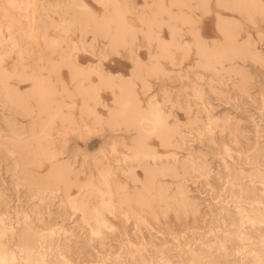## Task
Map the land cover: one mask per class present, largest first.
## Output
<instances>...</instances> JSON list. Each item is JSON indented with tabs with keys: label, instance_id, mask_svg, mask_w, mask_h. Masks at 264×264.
<instances>
[{
	"label": "rangeland",
	"instance_id": "rangeland-1",
	"mask_svg": "<svg viewBox=\"0 0 264 264\" xmlns=\"http://www.w3.org/2000/svg\"><path fill=\"white\" fill-rule=\"evenodd\" d=\"M24 1L26 3L25 6L31 4L33 7H25L21 11L18 17L20 22L24 25L33 26L34 18L36 20L40 19L41 30L46 31L45 33L51 35V37H57L62 48L53 51L49 50L45 45V40L43 41L41 37L36 36L34 31L31 37L20 39L19 47L14 51L7 50L9 49L7 46L0 47V67L6 71L4 82L9 85L8 87L13 92L17 91L22 93V95H25V92H29L28 98L31 103L35 97L40 100L41 104L44 103L41 99L42 85L46 87L50 80L55 87V91L60 93V95L55 96V99L62 102L64 100L63 85H71L73 89H76V85H72L70 81L68 68L60 67L67 60L64 58V60L61 59L59 61V54H61L60 58L64 56L68 59V56L72 54L73 48L79 47L81 50L72 55V59L79 64L92 62L93 58L88 56L83 50V45L85 43L88 44V42L91 43L92 37L86 32L81 35L79 28L67 34L65 29H62L64 27L61 26V21L71 19L72 15L76 14L74 9L70 10L66 7L67 9L65 8L64 10L63 8L70 0ZM170 1L174 0H162L164 8L169 11L168 13L160 12L155 14V18L161 21V25L159 28L152 26V29L161 37L168 34L169 28L174 26L178 34L183 33L187 36L185 40L187 45L192 41V36L189 33H191L193 28L199 38L198 40L206 46L211 47L223 44L225 33H228L234 41H238V44H241V51L234 56L231 61L232 64L227 60H223L224 69H217L219 71H216L217 76L213 73V69L210 70L211 68L208 67V69L197 62L198 55L194 47L190 53L186 47L182 49L175 64L160 55L159 67L163 69V73H169L170 75L162 74L159 79L153 78L146 84L142 83L135 90L136 97L139 99L138 102L143 105V108H147V103L150 100L164 105L166 120H170L171 124L169 126L175 128L174 131L170 132V141L172 144L178 143L181 146L165 147L158 142L159 139L157 137L153 136L150 139V144L154 150L162 156L166 155L168 163H172L174 160L181 161L186 157L190 158L189 156H196L204 162L205 170H187L186 173H183L178 168L176 177L167 175L158 177L157 183L162 182L163 184H160L166 186L165 192L168 199L164 202H158L156 197H152V195L149 197L148 194H144V199L148 198L146 204L138 205L129 200L127 201L128 204H123L120 209L113 208L105 211L106 220L116 231L108 233L104 230L105 239L101 241L89 235L88 225L82 218V214L72 208L70 209L69 205L67 206V198L64 193H67L70 196L69 198H81L84 196L88 200V162L91 161L100 148H103L107 155L113 151V145H115V152L122 150L121 141H118V137L121 134L120 130L111 132L110 130L102 131L97 129L93 130L91 134L88 131H83V135L80 134L82 130H76L74 135L72 134V128L64 129V126L53 128L49 124L47 128L52 135V146L63 152L64 160H70L79 174L77 180L70 182L67 187L59 183L41 191V193L38 192V187L34 186V188L32 187L34 190L30 189L26 181L20 178L22 177L21 175L18 177L21 174L19 169H15L11 165L14 164L13 159L6 151L5 146L0 145V214L4 215L7 213L8 218H6V221L14 228V233L10 237L7 236L5 243L10 245L8 253L12 254L14 252L17 260L20 259L21 253L16 248L17 236L15 235L18 234L23 226V214H27L26 222L28 224L30 222L29 226L32 229L34 228L35 232H45L47 229L54 228L55 235L50 238L49 246L43 242L41 245L46 257L60 261V264L63 263V260L68 262L70 260L69 264H86V262L87 264H93V262L113 260L115 262L118 255L121 254L122 246H124L123 258L125 259H132L133 254L137 260H158L161 254L166 258L170 256V259H175L178 254L170 255V252L175 248V242L172 239L174 234L180 236L181 233H186L185 237H181L184 247L187 249L188 245H192L198 251L199 245L196 244V241L202 236H206L208 231L220 229L222 234L226 225L229 231L235 232L239 230L240 221L236 213L235 202L231 207L226 204H212L210 208L209 205L213 190H215V195L219 196L220 189L223 187L220 179L225 164V149H228L236 160L240 159L236 153L241 149L245 151L251 149L253 150V160L257 164L259 163L261 144L257 139V130L261 127L260 83L261 80H264V68L258 62H253L251 58L245 59L244 54L247 52L246 42L250 38L256 51L259 52L260 50L261 45L258 33L261 15L255 14L249 18V14L244 10H235L234 7L229 9L230 0H226L220 7L216 5V0H207L204 7L200 5L201 0H175V3L176 1L182 2L179 4H170ZM95 2L96 0H88L89 5ZM109 2L129 5L130 7L118 10V12L131 13L130 19L139 20L142 18L146 21L151 19L156 9L155 0H109ZM226 3L228 4L226 5ZM55 4L57 6L54 7ZM145 5L148 7H145ZM8 7L5 0H0V20L3 21V14ZM168 17H171V19ZM222 18L224 20L222 22L219 21ZM249 20H254L255 23H250ZM0 30V36L6 37L4 26L0 27ZM140 51L144 53L143 59L147 60V49L141 48ZM156 54V50L153 49V55L155 56ZM51 59H54L55 62ZM14 64H16L15 68L18 74L27 73L21 78L24 80L18 81L17 74H13L12 66ZM52 64H56L55 70L51 69ZM105 64V70L113 74H123L128 71V61L120 57L110 58ZM235 70L238 73V77L243 72L248 80L253 82L248 94L240 90L241 81L236 83L239 78H237ZM32 86H36L37 93H34ZM234 86H237V88ZM165 91H167V96L164 95ZM249 95L252 97L251 100ZM113 96V92L110 89L99 93L94 101L98 113L107 115L108 109L114 105ZM5 100L0 95L1 129H5L2 118L12 113L10 110L12 107ZM60 107V103L55 105L48 104V110L40 112L41 120L45 121L47 119L46 115L51 118L54 110ZM64 110L67 111V108ZM198 114L205 122L209 114H211L214 121L222 119L213 136L202 137L200 135L202 126L196 122ZM221 115L231 118V123L223 125L224 116ZM75 116L77 119L79 118V108L75 110ZM16 118L23 124H27L30 119L29 116L24 118L17 116ZM245 134L250 135L246 136ZM90 143L92 146L88 147ZM228 163H231V161ZM136 171V181L125 180L122 176H119L126 184V193L123 195L125 200L132 198L134 191L143 193L141 189L144 177L143 172L140 168H137ZM249 171L252 170L250 169ZM258 173L257 170L254 175L257 177ZM244 187L246 192L243 193V208L248 214L254 212L263 214L262 201L264 203V197H262V192H264V189H261L258 177L255 183L245 180ZM178 189H182L185 197L194 202L195 206L193 208L182 206L180 202L181 195L176 193ZM54 192L56 193L55 195L53 194ZM228 192L230 194L233 193V189L230 187ZM234 194L239 200L241 196L239 187L235 189ZM40 197H43V203H40ZM228 198L226 195L225 200ZM90 202L94 203L96 201L92 198ZM131 206L136 209V213L131 210ZM221 209L224 210V213L221 212ZM226 215L228 216L226 217ZM84 217L86 218V214ZM231 220L236 223V229L232 228L233 223L231 224ZM63 229H66V232H63ZM260 233L261 220H257L254 224L245 223L246 239L251 235L258 242ZM126 242L135 244L138 250H136V247H126ZM165 243L173 245V249L164 248ZM140 244H145V246L141 248ZM243 246H246L249 252L251 250L258 251V247L253 249L250 244L239 245V247ZM236 251L237 248H232L227 253V256L223 252H218L214 258L237 261L251 259L248 254H244V256L242 254L236 255ZM59 253L64 256L63 260L59 259ZM185 258L191 259V255L186 252Z\"/></svg>",
	"mask_w": 264,
	"mask_h": 264
},
{
	"label": "bare ground",
	"instance_id": "bare-ground-1",
	"mask_svg": "<svg viewBox=\"0 0 264 264\" xmlns=\"http://www.w3.org/2000/svg\"><path fill=\"white\" fill-rule=\"evenodd\" d=\"M5 2L7 6L9 7L7 10L4 8L6 11L3 14L4 22L0 20V27L4 26L6 37L0 36V47L7 46L9 48L7 50L14 51L15 49L19 47L20 39H22L23 37H29V36L31 37L34 31V33H36V36L38 35V37H41L43 41L45 40V45L49 50L53 51V50L62 48L60 45V40L57 37H51V35H48L45 33L46 31L44 32V30H41L40 19L36 20L34 18L33 20L34 23L32 24L34 27L29 26L27 24L24 25L22 22H20L18 17L22 10L19 9L18 7L14 8L10 6L11 5H21V4L26 5L24 0H5ZM76 2L77 1L70 0L66 5L73 4ZM206 2L207 0H201L200 5L204 7L206 6ZM225 2L226 0H216V5L217 6L219 5L220 7ZM154 3L156 6V9L154 10V14L151 17V19H147L145 22L150 27L153 26V27L159 28V26L161 25V21L155 18L156 16L155 14H158L160 12L168 13L169 11L168 9L164 8L162 0H155ZM174 3H175V0L170 1V4H174ZM177 3L179 4L182 2L176 1L175 4ZM227 4L228 3H226V5ZM262 4H264V0H230L228 8L233 9L234 7L235 10H239V11L244 10L249 14V16L248 15L246 16L251 18L255 14L261 15ZM55 6L57 5L55 4L54 7ZM63 8L65 10L66 7H63ZM168 18L171 19V17H168ZM223 20L224 18L220 19L219 21L222 22ZM50 23H52V21H50ZM61 25H62V21H61ZM62 29H65V28H62ZM170 29L172 32L178 34V31L174 26L170 27L169 31ZM154 34H157V32H154ZM0 35H1V30H0ZM184 43L185 45H187V42H184ZM198 43L200 45L199 50H197V48L194 47L196 54L198 55L197 62L200 63L201 65L206 66L207 68L208 67L211 68L210 70L213 69L214 74H216L217 73L216 71H218L219 69H224L223 64H222L223 60L225 61L227 60L231 63L234 56L237 55V54H234V50L236 53H239V51H241L240 50L241 44H238L236 41H234V39L230 35H228V33L224 34L223 44L213 45L210 47V46H206L200 40H198ZM88 44L90 45L91 43L88 42ZM164 47L165 46L161 45L160 55L166 58ZM60 56L61 54H59V61L61 59L64 60V58L67 60L66 57L62 56L60 58ZM51 60L55 62L54 59H51ZM12 67H13L12 68L13 74L14 73L17 74L16 75V77L18 78L17 80L18 81L24 80L21 78L27 75V73L18 74L17 73L18 71L15 68L16 64H14ZM20 68L22 69L21 66ZM51 69L55 70L56 64H52ZM220 73H221V70H220ZM235 73H236V70H235ZM236 74H237L236 75L237 78H239V81L236 82L238 83L240 82V77H238V73ZM5 78H6V71L0 67V95H2V97L6 99L5 102L8 103L10 107H12V109H10L12 113L2 118L3 123L5 124V129L0 128V145L5 146L6 151L9 153V155L13 159L14 164H11V165H13L15 169L16 168L19 169V172L21 174H19L18 177H20L21 175L22 177L20 178L21 179L23 178V180L26 181V184L28 185V187H30V189H33L34 186L38 187L37 189H38V192L40 193L41 191H44L45 189H49L51 186L58 185L59 183L67 187L70 184V182L77 180L79 173L77 170L73 169L71 172V176L69 178L68 171L65 168L64 164L62 163L63 161H68V160L67 159L64 160L65 156H62L63 152L61 150L55 149L52 146L53 145L52 135L49 133V130L47 128V126L50 124L51 118L49 117V115H46L45 117L47 119L43 121L41 120V117H40V112H44L48 110L47 108L48 104L46 103L40 104V100L35 97L33 98V101L31 103L28 98L29 92H25V95H22V93L20 92L11 91L10 88L8 87L9 85L4 82ZM69 78H70V81L72 82V78L70 74H69ZM237 86L236 87L234 86V87L237 88ZM241 87H240V90L242 91ZM32 88H33L34 93L38 92V90H36V86L34 87L32 86ZM117 89L118 90L116 91L115 97L113 96L114 105L113 107H110V108L116 109L119 122L123 125V128L120 129L121 134L118 137L119 139L118 141H121L122 150L118 152L112 151L109 155H107L105 154L104 149L102 150V148L100 149L98 148L99 151L96 152L94 156L92 157L91 161L88 162V174H87L88 176V200L84 196L78 199L69 198L70 196L67 193L66 194L64 193V196H66L67 198V203H68L67 206L69 205L70 209L71 208L73 210L75 209V211H79L80 214H82V218L85 220L86 224L88 225V232L90 236H92V228L97 225L98 221L103 220L108 223V221L105 218L104 212L109 209H113V208L120 209L121 206L123 204H126L127 201L129 200H132L134 204L137 203L138 205L146 204L148 198L145 200L143 197L144 194H148L149 197H151V195L152 197L153 196L156 197V200L158 202H164L166 199H168V197L166 196V192H165L166 186L161 185L163 184L162 182H160L161 184L159 182L157 183L158 177L165 176V175L176 177L178 175V172H177L178 168H180L181 170L180 172H183V173H186L187 170H199V171L205 170L204 162L198 159L196 156H189L190 158L186 157L183 160L180 159L181 161L174 160L172 163H168L166 160V157H167L166 155L162 156L161 154H158L150 144V139L153 136L157 137L159 139L158 142L165 147L166 146L181 147L178 143L172 144V142L170 141V132L174 131L175 128L167 124H164V123L146 122L144 114L140 110H138L136 107V103H139L138 102L139 99L138 101L134 102V97H136V92L133 94V92H131L127 87H124L123 89L121 88H117ZM62 90L64 91V85L62 87ZM150 102H155V101L150 100L149 103H147L148 104V106H146L147 108H144V109H148ZM165 114H164V117L166 119ZM224 115H221V116H224ZM17 116L21 118L29 116L30 119L27 124H23L22 122L18 120V118H16ZM227 119H228V116L223 117L224 121ZM217 120H220V119H217ZM223 125H225V123ZM65 128H71V127L64 126V129ZM90 146H92L91 143L90 145H88V147ZM54 155L59 157V159L55 163H53ZM137 168H140V170H142L143 176H144L143 182L141 184L142 185L141 189L143 193H137L134 191L132 198H128L125 200L123 198L124 197L123 195L126 193V184L124 183L123 180L120 179L119 176H122L125 180L131 179L132 181H136ZM257 177H259V173L257 174ZM258 181H259V178H258ZM23 184L25 183L23 182ZM176 193L181 195L180 202L183 207L193 208V206H195L193 201L185 197L182 189L176 190ZM92 198H94L96 202L91 203L90 199ZM39 200L41 203L43 201V197H40ZM262 204L264 205L263 201H262ZM131 210L134 213H136L135 211L136 209L132 206H131ZM262 210L263 208L260 211L262 212ZM236 213L238 214L239 221H240L242 218L241 214L238 212ZM85 214H86V218L84 217ZM227 214L229 213L227 212ZM243 215L244 217H246V219H244V223L249 222V224H254L257 222V220L262 219V216H264V213L262 214V213L254 212L252 214L250 213L248 214L246 210L243 208ZM227 216L228 215H226V217ZM27 217H28L27 214H23V226L19 230L18 234L15 235L17 236L16 237V248H18L19 253L23 251L24 253L23 258L26 260H30L32 264H36V262L43 261V260L55 261V260H52L51 258L46 257L45 252L43 250V246L41 245V243L43 242L47 244V246H49L50 238L52 237L50 233L53 232L54 228L47 229V231L45 232H42V231L35 232L33 230L34 228L32 229L29 226L30 222L29 224L26 222ZM6 218H8L7 213H5L4 215L0 214V232H6V235L10 237L14 233V228L13 226L10 225V223L6 221L7 220ZM224 219H225V216H224ZM232 223L233 221L231 220V224ZM108 224L110 225V223ZM63 232H66V229H63ZM140 245H141L140 246L141 248L145 246V244H140ZM239 248L244 249L247 247L243 246ZM136 250H138L137 247H136ZM248 253H249L248 250L241 251V254L243 256L244 254L246 255ZM58 257L60 260H61V257H63L64 259V256H62L61 253L58 254ZM8 258L11 259V254L8 255ZM167 258L170 259L171 257L169 256ZM64 261H67V260H63L62 264H64Z\"/></svg>",
	"mask_w": 264,
	"mask_h": 264
},
{
	"label": "snow or ice",
	"instance_id": "snow-or-ice-1",
	"mask_svg": "<svg viewBox=\"0 0 264 264\" xmlns=\"http://www.w3.org/2000/svg\"><path fill=\"white\" fill-rule=\"evenodd\" d=\"M219 6V5H218ZM10 7H18L23 10L25 7L32 8L33 5H11ZM69 9H74L76 14L72 15L71 19L62 21V27L65 28V32L70 33L77 28L80 29L82 35L86 32L92 37L91 44L85 43L83 50L88 56H91L92 62L87 64H79L72 59V55L78 53L81 49L74 47L72 54L68 56L67 61L61 64L60 67H67L69 74L72 78V85H76V89H73L71 85L64 86V100L57 101L55 96L60 93L55 91V87L49 80L47 86L42 85L41 99L42 102L50 105L57 103L61 104L59 109L54 110V114L51 116L50 125L53 128L57 126H70L73 129L72 134H76V130L88 131L89 134L93 130L102 131H118L123 128V125L119 122L117 112L115 108H109L107 115L100 114L95 108V98L99 93L105 90H112L115 97L117 88L123 89L127 87L133 94L138 89L140 84H146L149 80L156 78L159 79L162 74L170 75L169 73H163V69L159 67L161 45L164 47L166 58L173 64L176 63L178 56L183 48H187L188 52H191L193 47L199 50L198 36L195 29L189 33L192 36V41L185 45L187 36L183 33L177 34L169 31L168 34L161 37L158 34H154L152 27H150L144 19H130L131 13L123 12L119 13L118 10L126 9L130 7L127 4L112 3L109 0H96L92 5H89L88 0H77L76 3L66 5ZM145 7H148L145 5ZM174 7V6H173ZM250 23H255L254 20H250ZM259 42L260 50L256 51L254 44L251 41H247V52L244 54L245 59L251 58L253 62H258L262 68H264V4H262L261 22L259 29ZM238 43V41H237ZM141 48H146L148 51V59H143L144 53L140 51ZM153 49L156 50V55H153ZM234 54L236 53L234 50ZM120 57L127 60L128 71L123 74H113L105 70V62L110 58ZM240 81L242 90L246 94L253 86V82L248 80L246 75H240ZM260 100H261V127L257 130V139L261 144V151L259 157V163L257 164L253 158V150L247 151L241 149L236 153L240 157L239 160L233 158V155L229 153L228 149H225L226 155L224 156L225 164L223 173L221 174L220 183L223 187L220 189V195H215V190L212 193V199L210 200V208L212 204L220 205L226 204L231 207L236 203V210L241 214V220L239 222L238 231L227 230V225L223 233L220 229L214 231H208L206 236H202L196 241L199 245V251L192 245H188L187 249L184 247L181 237H185L186 233H181L180 236L175 234L172 239L175 242V248L173 245L164 244V248L173 249L170 255H177L175 259L165 258L161 254L160 259L151 260H137L133 254L132 259L123 258L124 246L121 248V254L118 255L115 262H93V264H264V216L261 219V233L259 241L256 242L254 237L249 235L245 238V223L243 215V193L245 190L244 181L249 180L255 183L257 177L254 172H259V182L261 189H264V80L260 83ZM167 96V91L164 93ZM249 99L252 97L249 95ZM138 101V97H134V102ZM136 107L140 110L144 116L146 122L171 124L170 120H166L164 117L165 108L162 104H156L150 102L148 109H144L143 105L136 103ZM67 108V111L64 109ZM79 108L80 116L77 119L75 116V110ZM198 125H201L200 135L213 136L217 131V127L221 121L213 120L211 114L208 115V119L205 122L203 118L198 114L196 118ZM225 124L231 123V118L224 121ZM246 136L250 134H245ZM250 143V141H249ZM103 150V148H102ZM113 151L115 152V145H113ZM59 159L58 156H53V163ZM231 161V163H228ZM68 171L70 178L71 172L74 169V165L70 160L62 162ZM252 171H249V170ZM244 178V179H241ZM233 189V193H229V188ZM239 187L241 196L239 200L235 196V189ZM56 194L55 192L53 193ZM229 198L225 200V196ZM264 197V192H262ZM78 199V197H77ZM43 203V201H42ZM264 207V205H262ZM75 210V209H74ZM224 210L221 209V212ZM235 222L232 224V228L236 229ZM104 230L108 233H113L116 229L110 226L106 221L100 220L97 225L92 228V236L103 241L105 239ZM51 235H55L53 230ZM7 240L6 232H0V264H32L30 260L23 258L24 253L21 251V259L17 260L15 253L11 254V259L8 258L9 244L5 243ZM252 245L253 249L258 247V251L253 250L248 253L251 259L244 260H232V259H215L214 256L218 252H223L225 256L232 248H237L236 255H240L241 251H247V248L240 249L239 245ZM126 247H137L131 242H126ZM191 254L192 258H185V253ZM63 260V257H61ZM36 264H60V261L43 260L38 261ZM64 264H69L68 261H64ZM87 264V262H86Z\"/></svg>",
	"mask_w": 264,
	"mask_h": 264
}]
</instances>
